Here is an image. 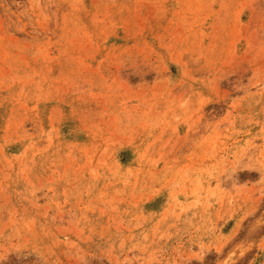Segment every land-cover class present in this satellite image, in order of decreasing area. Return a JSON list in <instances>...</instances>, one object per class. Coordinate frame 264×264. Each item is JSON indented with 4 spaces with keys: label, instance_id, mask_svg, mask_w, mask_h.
<instances>
[{
    "label": "rangeland",
    "instance_id": "1",
    "mask_svg": "<svg viewBox=\"0 0 264 264\" xmlns=\"http://www.w3.org/2000/svg\"><path fill=\"white\" fill-rule=\"evenodd\" d=\"M0 264H264V0H0Z\"/></svg>",
    "mask_w": 264,
    "mask_h": 264
}]
</instances>
